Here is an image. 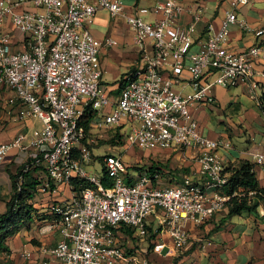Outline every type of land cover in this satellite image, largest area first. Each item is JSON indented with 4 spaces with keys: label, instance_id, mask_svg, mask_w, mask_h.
I'll return each instance as SVG.
<instances>
[{
    "label": "built area",
    "instance_id": "obj_1",
    "mask_svg": "<svg viewBox=\"0 0 264 264\" xmlns=\"http://www.w3.org/2000/svg\"><path fill=\"white\" fill-rule=\"evenodd\" d=\"M22 1L0 0V84L8 86L24 106L20 117L37 118L42 128L30 138L19 134L0 143V158L12 150H28L21 166L24 171L42 168L47 179L39 191L47 195L55 194L60 185L72 188L74 179L89 183L72 199L49 204L61 239L38 249L41 264L53 260L149 264L146 250L130 246L132 251H127L129 237L119 228L133 230L138 240L150 230L167 232L169 241L159 248L164 257H174L190 238L188 222L200 224L225 211L230 198L238 194L222 192L229 174L217 152L229 143L206 136L192 109L213 104L215 86L246 84L264 117L255 93L264 89V83L253 79L261 75L253 64L264 56V45L253 44L239 52L226 47L228 27L238 22L237 9L253 0L232 1L219 26L207 27V37L196 50L191 33L205 9L197 1L185 7L177 0H165L150 8L134 5L127 12L122 0H30L38 12H14ZM100 9L124 18L139 52L136 67L123 77L114 98L101 83L99 54L118 43L112 38L99 40L87 28ZM183 11L192 15L187 28L176 22ZM150 15L161 18L147 20ZM7 16L24 38L22 52L9 49L11 36L3 31ZM182 84L190 92L182 94L178 89ZM86 110L94 113L88 130L81 125ZM126 127L128 148L191 150L199 163V180L188 174L171 175L157 163L149 167L161 168L131 175L120 156L108 153L101 156V172L89 173L86 167L93 158L89 145L101 139L121 143L120 131ZM105 132L111 136L106 138ZM251 156L253 165L264 168V153ZM164 173L168 180L164 181ZM253 194L247 191V196ZM21 256L31 259L27 251Z\"/></svg>",
    "mask_w": 264,
    "mask_h": 264
},
{
    "label": "crops",
    "instance_id": "obj_2",
    "mask_svg": "<svg viewBox=\"0 0 264 264\" xmlns=\"http://www.w3.org/2000/svg\"><path fill=\"white\" fill-rule=\"evenodd\" d=\"M9 1L14 3L18 0ZM163 1L165 0H122V4L125 10L129 12L134 5L150 8ZM177 1L185 7H190L193 2H200L201 0ZM202 1L203 3H200L205 6V9L191 33L195 42L193 50H196L199 44L206 39L209 25L214 28L219 26L224 18V11L228 9L230 3L234 0ZM13 11L38 12L39 10L32 5L30 0H23L22 3L13 7ZM145 18L154 20L161 18V16L150 15ZM237 21L228 27L226 47L229 51L239 52L253 44L264 45V0H253L250 5L239 7L237 9ZM176 22L179 26L187 28L192 22V15L187 11H183ZM87 28L99 40L112 38L118 43V46L102 48L99 54L102 70L101 83L103 86H108L109 90L104 87L110 93L118 94L121 88V78L123 80L127 72L137 65L139 52L133 39V32L122 16L112 17L105 9H100L95 13L92 20L87 24ZM3 31L11 36L10 51L22 52L25 50L24 38L22 34L13 29L9 16L4 21ZM259 31H262L261 35L257 34ZM253 68L263 75H256L253 79L259 84H263L264 56L255 60ZM248 88L246 84H239L231 88L215 86L213 89V104L201 105L196 109H192L193 116L206 136L229 143L228 148L219 149L217 152L225 169L237 165L240 161H248L253 164L251 154L256 151L264 153V117L262 110L253 99ZM178 89L182 94L191 90L189 86H184V84ZM255 93L256 96L261 97L264 94V89H258ZM110 96L113 97L111 94ZM23 109L24 106L15 98L13 91L8 86L0 84V143L12 141L19 134H24L26 138H30L34 130L42 128V123L37 118L20 117ZM213 116H217L215 121L211 120ZM231 135L235 137L236 144L231 142ZM152 151L162 152L163 155L159 157L157 154H152ZM152 151L149 152V157L146 158L148 161L145 160L144 164L138 167L148 169L152 163L163 164L166 165L165 167H170L169 171L171 169L179 170L181 173L179 178L181 175L188 174L192 179L199 180L197 175L199 163L191 150ZM28 153V150L25 152L12 150L0 158V215L6 211L7 202L13 193L9 174H14L17 171L27 159ZM108 154L113 153L108 152ZM140 162H142V159L136 161V163ZM253 170L258 188L264 192V168L253 165ZM167 176V173L163 174L164 181L168 180ZM34 177L41 180L40 186L47 179L44 173L38 171L34 172ZM40 186L30 201L34 209L30 221L25 223L15 235L7 240L10 259L16 258L19 263L26 260L21 255L23 251H27L31 253V259H28V262L41 264L42 257L38 254V249L41 246H54L61 239L55 225L57 218L48 210L49 204L51 201L65 202L77 195L67 185L58 186L57 192L52 195L40 192ZM222 192L228 194L226 188ZM225 216L226 210L224 214L223 212L215 214L200 224L188 222L185 225L190 237L200 239L198 237L200 229L208 234L206 244L209 251H207L211 252L213 250V254L207 255L208 261L206 264H264V197L263 200L259 201V205L255 210L245 211L233 217L227 218ZM163 241H169L167 232L161 235L155 232V237L151 242L154 245L156 242L161 245ZM123 243H125L124 240ZM127 245L129 247L133 246L128 241ZM147 245L148 247L142 249L148 253V250L151 249H148V242ZM156 248L157 246L153 250ZM147 253L146 257L150 263L152 254L149 256ZM160 257L167 258L162 254ZM155 261H158V258ZM50 264H59V262L53 260Z\"/></svg>",
    "mask_w": 264,
    "mask_h": 264
},
{
    "label": "trees",
    "instance_id": "obj_3",
    "mask_svg": "<svg viewBox=\"0 0 264 264\" xmlns=\"http://www.w3.org/2000/svg\"><path fill=\"white\" fill-rule=\"evenodd\" d=\"M122 78L120 85H122ZM260 101L264 106V94L260 97ZM264 109V107H263ZM94 113L92 111L86 110L84 112L83 118L81 119V125L85 130L89 129V123L92 120ZM119 137V136H117ZM114 141V140H110ZM115 143V142H113ZM101 159V157H100ZM160 166L152 165L148 169L153 170ZM134 170L144 169L145 167L133 166ZM161 168V167H160ZM43 172L40 167H32L24 171V166H20L14 174H9L12 182V196L7 202L6 211L0 215V256L6 257L9 254V247L7 245V240L15 235L19 229L28 221H30L31 216L34 212L33 206L30 201L33 199L37 188L41 184V180L34 177V172ZM225 172L229 174V178L226 185V192L232 194L233 192H238L237 196H233L227 203L226 216L231 217L234 215H240L244 211L255 210L259 205V201L263 200L264 192L258 188L257 179L253 170V164L248 161H240L237 165L233 167H227ZM72 191L79 194L80 191L89 186V183L82 180H72ZM103 183L105 186H109L108 182L103 176ZM247 191H254L252 196H247ZM126 237H129L134 248L139 247L136 244V240L132 233L133 230L129 228H119ZM155 237V232L149 231L143 239L149 243V248L152 249L154 243L151 241ZM128 252H131L130 247L127 248ZM178 258L172 259L168 264H178ZM2 264H11L6 261Z\"/></svg>",
    "mask_w": 264,
    "mask_h": 264
},
{
    "label": "rangeland",
    "instance_id": "obj_4",
    "mask_svg": "<svg viewBox=\"0 0 264 264\" xmlns=\"http://www.w3.org/2000/svg\"><path fill=\"white\" fill-rule=\"evenodd\" d=\"M200 2L203 3L202 0ZM104 86L107 87V89L109 90L107 85H104ZM109 94H111L113 97L118 95V94L110 93V92H109ZM216 119H217V116H213V118L211 120L215 121ZM217 125H219V124H217ZM128 132H129L128 127L122 128V130L120 131V136L122 138L121 143L114 144L112 141H110L108 139L107 140L101 139V140L97 141L96 143L89 145V148L92 152L93 158H92V161H90L87 164V166H89L86 168L87 171L89 173H95V172L100 173L101 172V164H100L101 159H100V157L103 154L110 152V153H113L114 155H118V156L120 155L121 160H122L123 164L125 165V167H127V170H129V173L136 174V171L131 169V168L133 166H141L142 164H144L145 160H147L146 158L149 157V152H151V151L150 150H141L140 148L128 149V147H127L128 145L125 143L126 134ZM93 133L95 134L94 131H93ZM104 135L106 138L108 136H111V134H109L107 132H105ZM230 139H231V142L233 144H236V141L234 140L235 137H233L231 135ZM110 148H112V149L110 150ZM152 154H157V155H159V157L163 155V153L159 152V151H152ZM138 159H140V160L142 159V162L136 163V161ZM164 162H165V160H164ZM160 165L163 168H166L165 170H170L169 166L165 167L166 165H163V164H160ZM171 172H172L171 175L175 174L176 176H179L181 174L179 170L171 169ZM39 176H41V174H39ZM178 181L179 180H177L176 182H178ZM217 214H219V213H217ZM223 214H224V211H223ZM198 237H200V239L190 237L187 244L185 245L184 249L180 250L174 257H171V258H161L160 257L162 252L160 251L159 244L156 242L154 245V247L157 246V248L155 249L156 251L153 250V248H154L153 247L151 250H148V253H147V254H149V256L152 254L151 255L152 259H151L149 264H168L174 258H178V260H179L178 264H206V262L208 261L207 255H209L210 253L213 254V252H212L213 250H211V252H208L209 249H207L208 247H207L206 242H207V238L209 236L203 229H200ZM135 242L140 248H144L146 246L148 247L147 241L143 238H141L140 240H136ZM128 243H131L130 238L128 240ZM20 258H22V257H20ZM156 258H158V261H155ZM6 261H9L11 264H31L27 260H23L21 263H19L18 262L19 260H17L16 258L10 259L9 255H7L6 257L0 256V264L5 263Z\"/></svg>",
    "mask_w": 264,
    "mask_h": 264
}]
</instances>
